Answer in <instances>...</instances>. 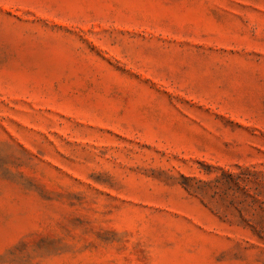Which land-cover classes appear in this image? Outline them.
Masks as SVG:
<instances>
[{
    "label": "rangeland",
    "instance_id": "1",
    "mask_svg": "<svg viewBox=\"0 0 264 264\" xmlns=\"http://www.w3.org/2000/svg\"><path fill=\"white\" fill-rule=\"evenodd\" d=\"M0 264H264V0H0Z\"/></svg>",
    "mask_w": 264,
    "mask_h": 264
},
{
    "label": "trees",
    "instance_id": "2",
    "mask_svg": "<svg viewBox=\"0 0 264 264\" xmlns=\"http://www.w3.org/2000/svg\"><path fill=\"white\" fill-rule=\"evenodd\" d=\"M263 240V239H262Z\"/></svg>",
    "mask_w": 264,
    "mask_h": 264
}]
</instances>
